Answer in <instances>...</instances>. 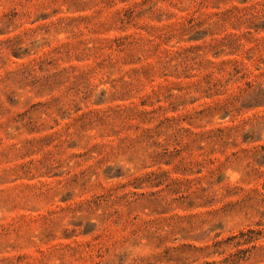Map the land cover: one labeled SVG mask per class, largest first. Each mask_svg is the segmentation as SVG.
I'll return each mask as SVG.
<instances>
[{"label":"rangeland","instance_id":"obj_1","mask_svg":"<svg viewBox=\"0 0 264 264\" xmlns=\"http://www.w3.org/2000/svg\"><path fill=\"white\" fill-rule=\"evenodd\" d=\"M0 264H264V0H0Z\"/></svg>","mask_w":264,"mask_h":264}]
</instances>
